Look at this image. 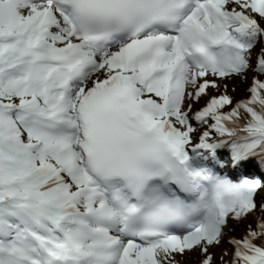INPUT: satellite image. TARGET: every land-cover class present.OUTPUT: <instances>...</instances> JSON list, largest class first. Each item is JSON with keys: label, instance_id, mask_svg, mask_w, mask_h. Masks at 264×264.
<instances>
[{"label": "snow or ice", "instance_id": "obj_1", "mask_svg": "<svg viewBox=\"0 0 264 264\" xmlns=\"http://www.w3.org/2000/svg\"><path fill=\"white\" fill-rule=\"evenodd\" d=\"M261 76L264 0H0V264H264Z\"/></svg>", "mask_w": 264, "mask_h": 264}, {"label": "trees", "instance_id": "obj_2", "mask_svg": "<svg viewBox=\"0 0 264 264\" xmlns=\"http://www.w3.org/2000/svg\"><path fill=\"white\" fill-rule=\"evenodd\" d=\"M226 83L228 84V94L233 98L239 97L246 86V83L240 79L230 80L227 81ZM257 202L258 204L264 202V199L262 197H258ZM259 214L260 213H257V215ZM248 223H255V221L252 220V218L250 217ZM232 224H233V228H231L230 232L236 237H240L243 234L246 225L244 223H235V222H232ZM218 250H219L218 253L215 254L216 257L219 258L222 256L223 264H228L232 251L231 246L227 242H224V245L222 243L221 247ZM217 264H220L219 259L217 261Z\"/></svg>", "mask_w": 264, "mask_h": 264}, {"label": "rangeland", "instance_id": "obj_3", "mask_svg": "<svg viewBox=\"0 0 264 264\" xmlns=\"http://www.w3.org/2000/svg\"><path fill=\"white\" fill-rule=\"evenodd\" d=\"M243 95V92L241 93V95L240 96H242ZM239 96V97H240ZM202 105V104H201ZM201 105L199 106V108L201 107ZM198 108V107H197ZM229 228H230V230H231V228H233V224L231 223V227L229 226ZM228 235L229 236H231V232L229 231V233H228ZM222 245V244H221ZM223 245H224V243H223ZM221 247V246H220ZM220 247H218V248H216V249H214L213 251H214V253L216 254V253H218V249L220 248ZM196 258V260H198V256H196L195 254H193V255H191L190 257L189 256H185V257H180V262L182 263V264H193V261H194V259Z\"/></svg>", "mask_w": 264, "mask_h": 264}]
</instances>
